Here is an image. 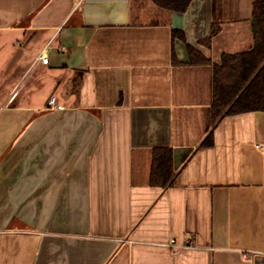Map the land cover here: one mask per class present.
<instances>
[{
    "label": "crops",
    "instance_id": "obj_1",
    "mask_svg": "<svg viewBox=\"0 0 264 264\" xmlns=\"http://www.w3.org/2000/svg\"><path fill=\"white\" fill-rule=\"evenodd\" d=\"M254 1L0 0V264H264V112H212Z\"/></svg>",
    "mask_w": 264,
    "mask_h": 264
},
{
    "label": "trees",
    "instance_id": "obj_2",
    "mask_svg": "<svg viewBox=\"0 0 264 264\" xmlns=\"http://www.w3.org/2000/svg\"><path fill=\"white\" fill-rule=\"evenodd\" d=\"M159 7L185 13L193 0H152ZM254 49L223 57L214 67L213 123L225 115L264 112V0L254 1ZM218 31L213 30L212 36ZM192 57V50L190 51ZM192 57V61H196ZM207 62V60H204ZM174 178L171 149L155 152L152 183L167 187Z\"/></svg>",
    "mask_w": 264,
    "mask_h": 264
},
{
    "label": "built area",
    "instance_id": "obj_3",
    "mask_svg": "<svg viewBox=\"0 0 264 264\" xmlns=\"http://www.w3.org/2000/svg\"><path fill=\"white\" fill-rule=\"evenodd\" d=\"M41 61H42V63H44V64H48L49 59H48L47 56H42V57H41ZM55 102H56V98H53V99H51L50 104L54 107V106H55Z\"/></svg>",
    "mask_w": 264,
    "mask_h": 264
}]
</instances>
